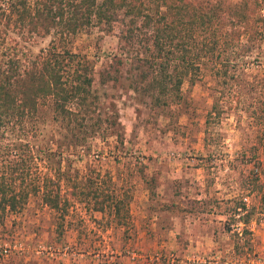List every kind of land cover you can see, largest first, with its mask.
Listing matches in <instances>:
<instances>
[{
	"label": "rangeland",
	"instance_id": "1",
	"mask_svg": "<svg viewBox=\"0 0 264 264\" xmlns=\"http://www.w3.org/2000/svg\"><path fill=\"white\" fill-rule=\"evenodd\" d=\"M7 3L0 0V64L22 65L51 37L31 36ZM122 29L90 28L67 47L91 60L101 113L119 114L121 141L104 124L90 159L128 191L134 228L106 229L93 213L56 231L54 213L32 197L0 223V264H264V42L251 71L262 79L258 91L225 97L218 117L208 114L217 96L208 76L184 82L179 105L155 108L128 92L135 66H111ZM84 166L72 169L80 176Z\"/></svg>",
	"mask_w": 264,
	"mask_h": 264
},
{
	"label": "trees",
	"instance_id": "2",
	"mask_svg": "<svg viewBox=\"0 0 264 264\" xmlns=\"http://www.w3.org/2000/svg\"><path fill=\"white\" fill-rule=\"evenodd\" d=\"M7 4L31 36L51 40L22 65L0 64V223L36 197L54 213L56 231L93 213L106 219V229L134 228L128 191L90 159L91 141L106 137L104 124L117 142L123 127L114 107L100 111L91 60L67 47L88 29L121 23L111 66L133 64L126 90L155 108L179 105L183 83L208 76L217 94L208 114L219 117L225 97L255 94L262 82L251 71L261 62L264 0H40L33 9L27 0ZM78 160L85 162L80 176L72 169Z\"/></svg>",
	"mask_w": 264,
	"mask_h": 264
}]
</instances>
